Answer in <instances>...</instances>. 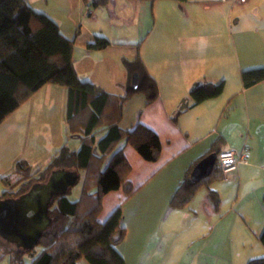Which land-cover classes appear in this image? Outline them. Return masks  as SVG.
Returning <instances> with one entry per match:
<instances>
[{"label":"crops","instance_id":"0c3cea01","mask_svg":"<svg viewBox=\"0 0 264 264\" xmlns=\"http://www.w3.org/2000/svg\"><path fill=\"white\" fill-rule=\"evenodd\" d=\"M24 1L37 11L33 0ZM125 1L127 4L117 12L129 15L133 12L131 4ZM64 3L68 30L53 20L60 33L74 41L72 61L80 80L96 85L110 96L122 97L130 86L123 61L138 57L158 87V98L150 105H145L142 94H135L123 106L120 129L140 123L158 136L161 153L158 161L152 163L144 161L130 146L123 148L131 167L128 180L140 188L122 205L121 225L126 235L116 250L124 261L138 264L149 247L148 238L156 233L175 234L180 221H193L191 226L196 223L187 238L188 243L194 242L201 232L211 228L220 213L213 210L206 189H200L184 209L168 208L178 183L193 162L207 153L216 140L220 142L214 150H246V164L225 180L210 185L220 198L231 190L238 193L251 176L264 175V81L248 89H243L240 81L243 71L264 70V0L148 1L150 21L144 33L137 29L125 32L122 21L108 15L101 19L103 12L96 15L98 10L92 6V13L85 15L84 8L89 4L81 0ZM94 37L104 38L111 45L100 51L86 49ZM203 81L223 82L222 93L175 117L182 100L191 105L188 93L192 86ZM66 110V89L48 84L0 124V178L8 175L18 161L27 163L31 176L36 177L64 143L71 150L77 148V140L68 138ZM79 175L81 180L83 173ZM262 187L259 210L264 220V183ZM122 200L121 190L106 194L100 222ZM263 229L264 223L261 233ZM156 248L151 259L157 256L160 245ZM3 263L9 264L0 260Z\"/></svg>","mask_w":264,"mask_h":264},{"label":"trees","instance_id":"16d2710c","mask_svg":"<svg viewBox=\"0 0 264 264\" xmlns=\"http://www.w3.org/2000/svg\"><path fill=\"white\" fill-rule=\"evenodd\" d=\"M81 1L95 8L107 2ZM110 45L106 39L94 37L86 49L100 51ZM73 51L74 41L60 33L53 19L35 11L24 0H0V124L43 86L56 85L67 91L68 138L78 142L74 150L67 143L57 149L36 179L30 178V166L18 161L8 175L0 178L4 188L0 200L26 193L33 184L44 182L52 171L65 169L83 173L77 198H70L69 190L51 199L48 206L51 224L34 248L16 249L0 237V260L5 257L9 264H77L81 260L88 264H124L116 250L126 233L121 225L122 205L140 187H133L128 180L131 167L123 148L130 146L146 162H157L160 158L161 143L153 131L138 122L127 130L119 127L123 106L130 97L142 94L146 106L158 98L157 84L141 60L135 57L132 61H123L130 79L133 74L138 76L137 87L130 85L122 97H114L78 78L72 61ZM240 81L243 89L257 85L264 81V70L243 71ZM222 91L223 82L195 83L188 93L191 105L182 100L175 117L189 107L217 98ZM219 142L216 140L211 149L184 172L168 203L169 209H184L200 189H206L213 210H218L220 199L210 185L223 178L215 163L211 172L198 180H192L191 173L207 156L220 153L214 150ZM16 186H19L16 192L8 191ZM117 190H121L123 200L100 222L103 197ZM258 241L264 249V229ZM247 264H264V257Z\"/></svg>","mask_w":264,"mask_h":264},{"label":"rangeland","instance_id":"374dc122","mask_svg":"<svg viewBox=\"0 0 264 264\" xmlns=\"http://www.w3.org/2000/svg\"><path fill=\"white\" fill-rule=\"evenodd\" d=\"M70 1L74 3L75 0ZM128 1L131 4L130 10L132 8L131 11H133L129 15L128 13L117 12L121 5L125 6L127 4L125 0H107L105 5L94 7V9L98 10L96 15L103 12L104 15L101 16V19L106 18L108 15L114 20L122 21L123 29L127 33L134 32L136 29L140 33H144L150 21L146 7L148 6V1ZM33 2L35 3L33 7L37 11H44L64 29L68 30L67 22L64 20V0H33ZM87 6L90 13H92L91 5ZM85 8L84 14L86 13ZM29 175L31 179H36L40 174L32 177L30 170ZM252 177L241 184L238 193L235 190H231L226 192L225 197H219L220 204L217 212L219 211L220 214L211 224V228L208 231H203L199 234V239L188 243L187 238L190 234L188 231H191L196 226V223L191 226L193 221L183 224L180 221L181 225L177 226L175 234L156 233L150 239L148 238L149 247L141 254L138 264H187V262L191 263V261L194 264H247L252 259L264 257V249L258 241L260 230L264 223L262 213L259 210L263 199L262 183H264V175L260 174L259 178ZM0 186L1 194L4 188L1 184ZM18 188L19 186H16L13 189H8V191L13 193ZM80 188L81 180L70 189L68 196L72 199L77 198ZM194 217L196 216L194 215ZM197 218L200 219L201 217L197 216ZM158 245H160V248L156 253L157 256L151 259V252L154 251V246L156 248ZM4 246L12 248L9 245ZM1 260L8 261L5 257ZM79 264H88V262L81 260ZM124 264H131V262L127 260L124 261Z\"/></svg>","mask_w":264,"mask_h":264},{"label":"water","instance_id":"95a60500","mask_svg":"<svg viewBox=\"0 0 264 264\" xmlns=\"http://www.w3.org/2000/svg\"><path fill=\"white\" fill-rule=\"evenodd\" d=\"M138 76L130 79L132 88L137 87ZM215 154H211L196 165L191 173L198 180L211 172ZM80 175L72 170L60 169L50 172L42 183L33 184L17 198L0 200V237L16 249L34 248L51 224L48 206L54 196L65 195L79 181Z\"/></svg>","mask_w":264,"mask_h":264},{"label":"built area","instance_id":"2783aa9c","mask_svg":"<svg viewBox=\"0 0 264 264\" xmlns=\"http://www.w3.org/2000/svg\"><path fill=\"white\" fill-rule=\"evenodd\" d=\"M221 2H239L244 3L245 0H219ZM85 15H89V7L85 8ZM215 165L220 172L223 179L235 172L240 165L246 164V150L242 149L240 152L226 151L220 152L215 157Z\"/></svg>","mask_w":264,"mask_h":264}]
</instances>
